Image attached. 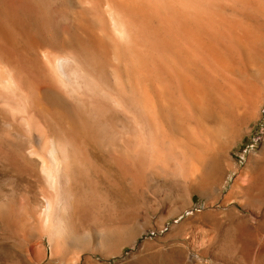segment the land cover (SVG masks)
I'll list each match as a JSON object with an SVG mask.
<instances>
[{
  "label": "bare ground",
  "instance_id": "obj_1",
  "mask_svg": "<svg viewBox=\"0 0 264 264\" xmlns=\"http://www.w3.org/2000/svg\"><path fill=\"white\" fill-rule=\"evenodd\" d=\"M228 5L241 17L227 18ZM0 42L31 61L25 74L0 47V112L11 130L7 158L26 162L52 192L40 220L50 248L92 249L93 231L99 248L116 251L123 219L77 231L96 203L79 177L102 168L114 180L117 171L169 165L207 182L219 138L252 104L249 80L264 75V0H0ZM24 136L41 143L26 158ZM17 201L0 197L1 219Z\"/></svg>",
  "mask_w": 264,
  "mask_h": 264
},
{
  "label": "rangeland",
  "instance_id": "obj_2",
  "mask_svg": "<svg viewBox=\"0 0 264 264\" xmlns=\"http://www.w3.org/2000/svg\"><path fill=\"white\" fill-rule=\"evenodd\" d=\"M226 8L227 18L241 17L231 5ZM0 47L25 74L31 72L27 52L8 49L1 42ZM249 81L253 85L252 104L234 113L228 131L219 138L213 149L216 168L207 182L199 181L196 185L193 178L186 179L190 180L188 182L176 175L173 166L169 165L150 168L152 170L139 175L141 178L135 173L117 171L113 180L102 168L79 177L81 193L85 196L93 194L96 202V207H87L86 220L95 215L92 220L96 223L89 218L86 223L82 221L76 225V229L79 233H91V229L104 228L108 221L114 225V217L117 221L123 219L124 224L117 232L122 235L119 237L121 247L116 251L99 248L93 231L90 236L92 249L75 250L70 249V245L56 251L50 248L40 220L45 198L52 192L42 176L26 162L21 161L19 167H14V161L8 159L13 156V148L5 140L10 139L11 130L5 126L0 112V195L7 203L20 201L16 202L14 210L11 209L14 211L11 216L8 211L10 217L0 218V264H264V163L261 159L264 149V75L258 81ZM6 129L9 130L5 133ZM27 136L21 142L22 158L41 146V143L31 142L32 137L26 141ZM98 163L106 167L102 160ZM249 174L262 177L259 176L257 183H251ZM21 215L24 216L23 222L19 223ZM30 229L31 233L28 232ZM32 231L36 232V237ZM27 232L33 236L27 237ZM16 233L23 235L24 239ZM37 246L40 247L38 250Z\"/></svg>",
  "mask_w": 264,
  "mask_h": 264
}]
</instances>
